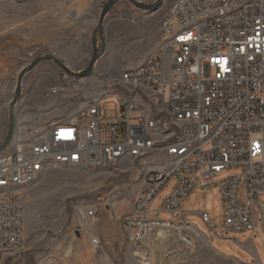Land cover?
Segmentation results:
<instances>
[{"label":"built area","instance_id":"built-area-1","mask_svg":"<svg viewBox=\"0 0 264 264\" xmlns=\"http://www.w3.org/2000/svg\"><path fill=\"white\" fill-rule=\"evenodd\" d=\"M235 2H244L241 12H233ZM188 24H196V32L182 34ZM160 37L169 40V47L159 45L152 58L133 67V75L124 70L109 84L146 97L149 111L116 100L107 104L110 97L102 92L82 97L85 85L78 79L47 90L52 99L71 98L72 105L81 96L75 114L38 118L30 129L32 118H21L18 155L0 162V264L26 251L27 189L9 192V185L27 182L28 188L41 176L36 165H43V173L67 168L45 164L46 156L80 161L89 169L115 167L117 175L131 166L137 175L145 166L169 164L168 174L150 176L138 188L120 219L134 247L157 230L171 231L192 246L196 228L176 216L197 185H216L224 231L257 228L264 217V0H173L160 23ZM121 76H128V85L120 84ZM157 129L167 130V137H155ZM121 149H130V156H121ZM226 170L237 172L218 179ZM99 211L96 203L84 213L88 226L95 225ZM187 214L198 215L213 233L207 212ZM91 245L104 246L97 235Z\"/></svg>","mask_w":264,"mask_h":264},{"label":"rangeland","instance_id":"rangeland-1","mask_svg":"<svg viewBox=\"0 0 264 264\" xmlns=\"http://www.w3.org/2000/svg\"><path fill=\"white\" fill-rule=\"evenodd\" d=\"M43 1L45 3L41 5ZM109 1L0 0V110L3 114L0 145L8 131L10 104L19 75L38 58L54 56L73 71L88 65L94 44L100 56L92 73L83 78L66 75L52 60H41L32 70L25 72L21 81L22 96L14 105L16 129L11 147H15L22 139L23 133L17 135L23 126L22 117L25 121L28 120L26 117L32 118L29 120L30 129L38 120L36 113L50 112L49 109L41 108L40 101L49 100L50 97L47 96L48 89L38 90L36 83L39 78H43L45 87L64 86L81 79L85 85L82 97L102 92L105 97H110L106 100L107 104L117 101V95L124 92L109 84L117 78L118 70L123 65L140 62L149 56L152 38L158 35L160 22L173 0H163L151 12L136 7L129 0H114L102 26H99L101 12ZM137 1L151 6L158 0ZM40 27L45 29L42 30L43 35L47 33L50 36V32H58V42L36 41L41 33ZM162 43L163 40H160V45ZM65 50L78 57V61L73 60V65H68L65 59L71 63V56H57V52ZM29 77V84L25 87ZM37 96L40 99L35 104L31 103L32 98ZM62 98L58 97L57 105L51 107L57 118L75 114L83 99L80 96L78 102L72 105L71 98ZM101 104L105 102L101 101ZM30 105L35 108L29 109ZM37 105H40V109ZM129 168L128 171L122 169L124 173L120 175H117L115 167L89 169L72 166L51 169L28 188L25 187L26 251L10 264H73L75 255L66 257L70 253L69 248L73 244L74 249H77L81 230L87 226L83 220L84 213L96 203L100 211L94 217L95 230L108 245L95 250L93 262L96 264L104 263L101 258L104 252L110 256V264H264V217L259 218L254 231H224L223 207L216 185H197L183 204V213L176 216L177 221H186L196 228L197 235L192 246L184 245L171 231L157 230L147 234L141 247H134L125 238L119 217L129 210L133 191L145 182L140 172L136 175L134 167ZM236 172L226 170L218 179ZM1 190L4 187H0ZM18 190L20 188L9 185L10 192ZM162 197L157 199L155 206ZM240 199L241 202L245 201L244 186L240 191ZM108 200L116 201L112 203L113 208L109 207ZM197 211L210 215L213 233L198 215L187 214ZM262 211L264 216V207ZM161 218L172 220L167 215ZM85 239L82 233L83 244ZM112 252L113 255H110Z\"/></svg>","mask_w":264,"mask_h":264},{"label":"crops","instance_id":"crops-1","mask_svg":"<svg viewBox=\"0 0 264 264\" xmlns=\"http://www.w3.org/2000/svg\"><path fill=\"white\" fill-rule=\"evenodd\" d=\"M42 3H45L44 1L43 2H41V5H42ZM78 19V18H77ZM76 19V20H77ZM75 19H72V21H74ZM79 20V19H78ZM75 22H78V21H75ZM51 24H53V21H51L50 22ZM161 23V22H160ZM41 24V23H40ZM37 29H38V24H37ZM41 28V33H40V35H39V37H38V39L36 40V41H40V42H42L43 40H44V42H48V40H49V42H51V43H53L54 41L55 42H58V32L57 33H52V32H50V36L49 35H47V33H45L44 35H43V33H42V30H45V29H42V27H40ZM36 29V30H37ZM42 35V36H41ZM36 36V35H35ZM44 36V38L45 37H47V38H45V39H42L41 37H43ZM160 40H161V37H160V25H159V29H158V35H155V36H153V38H152V41H151V50H150V53H149V56L147 57V58H145L144 60H142V61H140V62H137V63H130V64H127V65H123L121 68H119V70H118V76H116L117 78H119V76L121 75V73L124 71V70H129V69H132L133 67H135V66H138V65H140V64H142V63H144L145 61H147V60H149L150 58H152L153 57V55L156 53V50H157V48L159 47V45H160ZM74 47H76V45L74 46ZM58 54H57V56H59L60 58L62 57L63 58V56H71V63H70V60H68V59H65V61L67 62V64L68 65H73V60L75 61H78V57H76V56H73V53L72 52H69V50H68V52L65 50V51H59V52H57ZM75 54H76V52H75ZM72 67V66H71ZM85 65H82L80 68H77L76 70H73V71H81L82 69H85ZM71 69V68H70ZM117 78H115L114 80H116ZM28 80H30V77H29V79L27 78V80H26V82H25V87L29 84V81ZM113 81V80H112ZM44 82H43V78L41 79V78H39L38 79V82L36 83V85H37V87H38V90H44V91H46L47 89H49L50 87H52V86H54V85H50V86H47V87H45L44 85ZM36 87V88H37ZM40 99V96H37V97H33L32 98V100H31V103H34L35 104V102L37 101V100H39ZM57 99H52V98H50L49 100H42V101H40L41 103H42V107L41 108H43V110H46V109H49L48 111H50V112H48V113H46L47 111H45V112H40V113H36V115H37V119L38 118H41V119H43V120H46V119H51V118H53V117H57V116H54L55 115V113L54 112H52V111H54V110H51V107L52 106H55V105H57ZM41 103H40V105H41ZM39 105V106H40ZM38 106V105H37ZM39 106H38V108H39ZM28 108L29 109H32V108H35V106H28ZM40 109V108H39ZM42 114H44V116H41ZM0 126H1V124H2V111L0 110ZM36 117V116H35ZM41 121V120H40ZM137 192H138V189H136V190H134L133 191V194H132V197H131V200H130V208H131V202H132V200L134 199V197L136 196V194H137ZM114 202H116V201H114ZM113 202V200H111L110 201V208H113V204L112 203H114ZM130 208H129V210L126 212V213H124L123 215H121L119 218L121 219L122 217H124L129 211H130ZM120 221V220H119ZM87 222V221H86ZM94 224H95V222H94ZM81 232L86 236V239H85V243L83 244L82 243V233H81V237H80V239H79V241H78V243H76V246H78L77 247V249H74L75 247H74V245L72 244V246H70V248H69V250H70V253L66 256V257H70V256H73V255H75L74 257H73V259L72 260H74V261H72L73 262V264H96V263H94L93 262V260L95 259V256H94V253H95V248L91 245V237L92 236H94V235H97V236H99L100 238H101V240H102V242H103V245L104 246H108L107 245V243L106 242H104V239H103V237L98 233V231L97 230H95V225L93 226V227H90V226H88V222H87V226H85V227H83V229L81 230ZM73 242V241H72ZM78 244V245H77ZM90 247H91V249H90ZM87 251V252H86ZM103 253H101V258H103V261H104V263H100L99 262V264H110L111 263V258H110V256L106 253V252H104V254L102 255ZM258 254V253H257ZM110 255H113V252L112 253H110ZM72 264V263H71Z\"/></svg>","mask_w":264,"mask_h":264},{"label":"bare ground","instance_id":"bare-ground-1","mask_svg":"<svg viewBox=\"0 0 264 264\" xmlns=\"http://www.w3.org/2000/svg\"><path fill=\"white\" fill-rule=\"evenodd\" d=\"M243 9H244V2H235V5H233V12H241V10ZM192 32H196V24H188L182 27V34H192ZM160 47H169V40H163V43L160 45ZM125 75H133V68L129 70H125ZM120 84L128 85V76H121ZM117 103H120L123 106H134L136 104L142 111H149V104L147 102V98L143 96H135L134 94H128L126 92H123L117 95ZM22 133H23V126L21 127L20 130L17 131V135L19 136ZM155 137H167V130L165 129L155 130ZM12 143H14V140L3 152H0V162L11 161L13 158H15V156L18 155V148H20V146L22 145V139L17 142L15 147H11ZM121 156H130V149H121ZM45 164H49L50 166H63L67 168L72 166L89 167V165H82V162L80 161L70 162V159H62L58 156H46ZM168 173H169V164H155V166H145L144 168L140 169V176L144 178L145 183L150 179V176H160V175H166ZM42 174H43V165H36V175H42ZM145 183L143 184L140 183L139 188H144ZM12 184L14 185V187L20 188V190L25 189V187H27V182H15ZM3 194H4V190H1L0 195Z\"/></svg>","mask_w":264,"mask_h":264},{"label":"water","instance_id":"water-1","mask_svg":"<svg viewBox=\"0 0 264 264\" xmlns=\"http://www.w3.org/2000/svg\"><path fill=\"white\" fill-rule=\"evenodd\" d=\"M129 1L132 2L136 7L140 8L142 10L150 11V12L155 11L163 2V0H158L154 5L149 6V5L142 4L140 1H137V0H129ZM114 2H115L114 0H110L104 6V8L101 12V15H100L99 26H102L105 15L109 11V9L112 7ZM99 58H100V56L98 55L97 48L94 44L93 45L92 58L89 61L86 68L81 70V71H78V72L71 71L69 69V67H67L64 63H62L59 58H56V57L51 56V55H47V56L38 58L29 67L23 69L19 75L18 82H17L16 89H15V95L11 101V104H10L9 127H8L7 134H6L2 144L0 145V152H3L11 144L13 137H14V132L16 129V117H15V112H14V105L22 96L21 81H22L23 75L25 74L26 71L32 70L37 65V63L40 62L41 60H52L65 72L66 75L71 76L73 78H83V77H86L92 73L94 65Z\"/></svg>","mask_w":264,"mask_h":264},{"label":"trees","instance_id":"trees-1","mask_svg":"<svg viewBox=\"0 0 264 264\" xmlns=\"http://www.w3.org/2000/svg\"><path fill=\"white\" fill-rule=\"evenodd\" d=\"M225 250V249H224Z\"/></svg>","mask_w":264,"mask_h":264}]
</instances>
